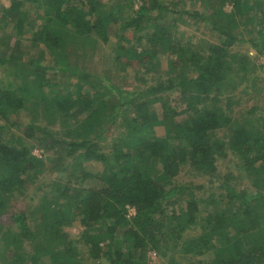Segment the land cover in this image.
<instances>
[{"label": "trees", "instance_id": "trees-1", "mask_svg": "<svg viewBox=\"0 0 264 264\" xmlns=\"http://www.w3.org/2000/svg\"><path fill=\"white\" fill-rule=\"evenodd\" d=\"M8 1L0 9V219L11 214L14 224L0 226V264H149V252L158 264H264V109L236 115L231 99L256 73L248 55L233 49L246 43L243 31L264 56V0H203L202 9L191 0L195 7L170 23L179 1ZM192 24L200 35H177L179 25ZM109 44L111 68L85 66ZM116 63L121 78L133 73L143 84L117 90L112 106ZM61 73L76 79L62 88ZM169 92L181 110L171 107ZM182 113L189 123L177 122ZM41 117L60 129L38 124ZM114 129L119 134L104 142ZM230 155L237 172H219L217 162ZM46 161L60 177L39 198L41 219L12 211L26 185L50 170ZM91 162L106 173L76 174ZM185 165L199 180L175 182ZM74 222L82 228L77 237L64 231Z\"/></svg>", "mask_w": 264, "mask_h": 264}, {"label": "rangeland", "instance_id": "rangeland-1", "mask_svg": "<svg viewBox=\"0 0 264 264\" xmlns=\"http://www.w3.org/2000/svg\"><path fill=\"white\" fill-rule=\"evenodd\" d=\"M103 2H108L109 0H101ZM168 2L165 3L166 5H169L171 0H167ZM173 1V0H172ZM179 1L178 2V7L170 8L173 13H171V16L167 18L166 22H172V17L176 16V12L179 13L183 10L195 7L194 2H191V0H175ZM199 1V0H198ZM115 3H121L124 5L125 3L122 0H113L112 4ZM9 4L8 0H0V9L1 6H6ZM140 4V1H134V9H137L138 5ZM207 4V1H199L196 3V6H198L200 9L204 8V6ZM224 9L226 12H229L231 10V5L226 4L224 5ZM175 12V14H174ZM189 20H192L191 18ZM195 25L192 24L190 27L188 26H183L179 25V31H178V36L181 35V30L184 29L185 33L187 35H200L199 32L197 33L194 32ZM243 36L245 39L246 43H240L237 42L234 44L233 49L234 51H241L243 53H246L248 57L250 58L253 66L255 67V76L254 79L246 85L240 86L231 96V99H233L234 105V112L236 115H239L240 113L248 110L251 108L253 105H258L259 107H263L264 109V56L261 54H257L255 50L251 48V39L253 38L254 35L251 34H246L245 31H243ZM205 39L207 40H214V35H209V32L207 35L205 34ZM197 39V38H194ZM133 44L135 46H138L140 49H143L144 47H147V43L144 40L141 41H136L135 38H133ZM111 48L110 44L108 46H105L104 48H101L102 50L100 52L97 51V55L94 56V54L91 56L90 60L87 62H91V64H85L86 67H92L93 65V71H98L100 72L101 70H104L106 68H111L112 63H111V58H110V51H108ZM91 53H94L92 51ZM100 55V57H98ZM162 60V66L164 67L166 64V57L163 56L161 57ZM119 69V64L116 63L115 67H113L111 74V85L114 89V101L111 102L112 106L116 105L120 100V95L116 93L117 90H133L137 85L142 86V81H138V78H134L133 73L131 76L126 77L123 76L121 78L119 74L117 73ZM76 79V76L69 74V73H61L58 75V80L60 84L62 85V88L67 87L70 82H74ZM144 82V81H143ZM259 89V90H258ZM124 94V93H123ZM166 97L170 100V105L176 111L181 110L182 104L178 102L177 98V93L176 92H169L166 94ZM223 100V98H222ZM226 99L222 101V104H225ZM224 106V105H223ZM151 111L154 113L155 117H161V107L159 103H155L154 105L151 106ZM126 117H131L130 113L128 111L124 112ZM30 117V116H29ZM29 117H22L21 122L26 123L30 119ZM177 122L182 123V124H187L190 121V114L189 113H182L179 114L176 117ZM120 123V122H119ZM38 124L42 126H48V128L53 129L54 131H57L60 129L61 125H59V122L55 123H48L43 117H41L38 120ZM115 127H120L119 124H115ZM24 129V128H23ZM23 129H13V133L15 135H22L23 134ZM157 135L160 137L164 136V132L162 130V127H157ZM118 129H114L112 133H109V136L104 139V142L109 143L110 138H113L119 134ZM219 137L223 135V132H219L217 134ZM32 152L39 156V155H44V150L37 146L33 145ZM175 156L179 157L180 156V150L179 148H175L174 150ZM53 163L51 161H46V166H51ZM217 166L219 168V172L222 173H228V172H237V162L233 159V156L230 155L228 159L226 160H219L217 162ZM52 166L50 170H46L43 174H41L37 180L32 185H26V189L23 191V194L20 195V197L16 198L14 202L12 203V211H26L27 213L30 211L34 216H36V219H41L42 213H41V207L39 204V198L43 193H47L50 191V189L55 188L53 187V183L57 181V179L60 177L59 173H57L55 170H52ZM81 169L83 171L91 172L94 174H100V173H106L105 167L97 162H91V163H81L80 167L76 169V174L81 173ZM68 174V172H67ZM201 176L199 175H194L193 171H191L186 165L183 168V171L179 174L178 178L175 179V182L181 183V184H186L188 182H193L199 180ZM206 182L203 183H208L206 178H204ZM172 181V180H171ZM215 183H217L219 180L214 179ZM165 182H168L166 180ZM61 185V184H60ZM171 185V182L169 183V186ZM216 185V184H214ZM61 187L58 190H55L57 193L60 192ZM197 196L201 197L204 194V190H199L195 192ZM135 214V209L134 207H127V215L131 216ZM29 216V213H28ZM12 216L11 214L5 215L2 219H0V226H12L14 223L12 222ZM31 218L28 220L31 224ZM81 226L78 224V222H74L71 226L65 227L64 231L68 232L72 237H77V235L81 231ZM192 233H198V231L192 232ZM153 252L148 253V262L149 264H158L161 261V257L157 254H152Z\"/></svg>", "mask_w": 264, "mask_h": 264}, {"label": "built area", "instance_id": "built-area-1", "mask_svg": "<svg viewBox=\"0 0 264 264\" xmlns=\"http://www.w3.org/2000/svg\"><path fill=\"white\" fill-rule=\"evenodd\" d=\"M152 254H154V255H155L156 253H154V252H153Z\"/></svg>", "mask_w": 264, "mask_h": 264}]
</instances>
